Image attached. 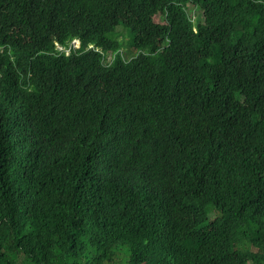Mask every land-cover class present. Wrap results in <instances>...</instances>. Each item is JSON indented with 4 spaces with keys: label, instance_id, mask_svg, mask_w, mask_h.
Instances as JSON below:
<instances>
[{
    "label": "trees",
    "instance_id": "trees-1",
    "mask_svg": "<svg viewBox=\"0 0 264 264\" xmlns=\"http://www.w3.org/2000/svg\"><path fill=\"white\" fill-rule=\"evenodd\" d=\"M0 264H264V0H0Z\"/></svg>",
    "mask_w": 264,
    "mask_h": 264
},
{
    "label": "rangeland",
    "instance_id": "rangeland-1",
    "mask_svg": "<svg viewBox=\"0 0 264 264\" xmlns=\"http://www.w3.org/2000/svg\"><path fill=\"white\" fill-rule=\"evenodd\" d=\"M195 13L196 12H193V14H192V16H193V18L195 17ZM156 21L157 22H160L161 20H160V18L159 17H156ZM121 28V29H120ZM119 28V31H121V34H122V36H121V39L123 40V41H125L126 42V40L128 39V33H127V31L125 30V29H123L122 27H120ZM131 39V38H130ZM123 52L124 53H126V55H128L127 57L128 58H131L132 57V53L130 54V52H129V50L127 49V48H124L123 49ZM108 56H109V60H111V59H113V56H114V53H109L108 54Z\"/></svg>",
    "mask_w": 264,
    "mask_h": 264
},
{
    "label": "clouds",
    "instance_id": "clouds-1",
    "mask_svg": "<svg viewBox=\"0 0 264 264\" xmlns=\"http://www.w3.org/2000/svg\"><path fill=\"white\" fill-rule=\"evenodd\" d=\"M58 44V43H57ZM58 46V49L61 50V51H65L67 55L70 54V50L71 49H80L81 47V41L80 39H74L72 42H71V46L69 48H64L60 45H57ZM91 48V47H90ZM115 56V54H114Z\"/></svg>",
    "mask_w": 264,
    "mask_h": 264
}]
</instances>
